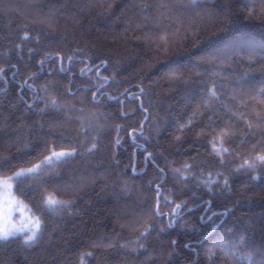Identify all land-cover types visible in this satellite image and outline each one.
<instances>
[{
    "label": "trees",
    "instance_id": "1",
    "mask_svg": "<svg viewBox=\"0 0 264 264\" xmlns=\"http://www.w3.org/2000/svg\"><path fill=\"white\" fill-rule=\"evenodd\" d=\"M0 180V264H264V0H0Z\"/></svg>",
    "mask_w": 264,
    "mask_h": 264
},
{
    "label": "rangeland",
    "instance_id": "2",
    "mask_svg": "<svg viewBox=\"0 0 264 264\" xmlns=\"http://www.w3.org/2000/svg\"><path fill=\"white\" fill-rule=\"evenodd\" d=\"M65 154L66 152H56L51 158H61ZM35 169L36 166L22 172H31ZM38 227V220L13 195L11 182L0 180V238L23 235L29 241L35 237Z\"/></svg>",
    "mask_w": 264,
    "mask_h": 264
}]
</instances>
